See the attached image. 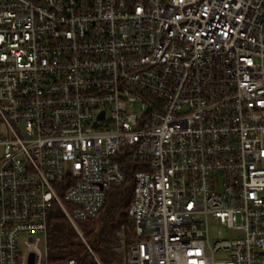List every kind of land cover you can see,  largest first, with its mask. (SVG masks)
<instances>
[{"label": "built area", "instance_id": "1", "mask_svg": "<svg viewBox=\"0 0 264 264\" xmlns=\"http://www.w3.org/2000/svg\"><path fill=\"white\" fill-rule=\"evenodd\" d=\"M122 148L118 264H264V0H0V264H53L54 205L83 238Z\"/></svg>", "mask_w": 264, "mask_h": 264}, {"label": "trees", "instance_id": "2", "mask_svg": "<svg viewBox=\"0 0 264 264\" xmlns=\"http://www.w3.org/2000/svg\"><path fill=\"white\" fill-rule=\"evenodd\" d=\"M118 155L121 160V169L125 172V181L109 190L106 204L100 215L78 223L84 239L77 228L73 227L61 207L53 206L49 213L47 227V257L51 263L57 264L69 258H77L80 264H98L95 256L102 264H118L123 261V253L115 248L123 245L127 249L135 237L128 208L135 185V172L143 170L146 163L132 160L130 154L123 148ZM123 226H125V236L121 239L118 232Z\"/></svg>", "mask_w": 264, "mask_h": 264}, {"label": "rangeland", "instance_id": "3", "mask_svg": "<svg viewBox=\"0 0 264 264\" xmlns=\"http://www.w3.org/2000/svg\"><path fill=\"white\" fill-rule=\"evenodd\" d=\"M137 106H138V104H137ZM210 223H211V237H215V236L218 235L217 231H218L219 228H221L224 231V227L220 226L219 224H216L213 219L211 220ZM46 243H47V240H46ZM41 248H42V251H43L44 255H45L46 251H47V254H48V243H47V247H46L45 243L42 242ZM219 257H223V256L220 255Z\"/></svg>", "mask_w": 264, "mask_h": 264}, {"label": "water", "instance_id": "4", "mask_svg": "<svg viewBox=\"0 0 264 264\" xmlns=\"http://www.w3.org/2000/svg\"><path fill=\"white\" fill-rule=\"evenodd\" d=\"M28 258H29V264H35V260H36L35 251L30 252Z\"/></svg>", "mask_w": 264, "mask_h": 264}]
</instances>
